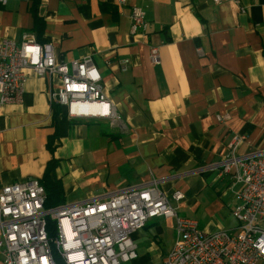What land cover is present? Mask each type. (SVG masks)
<instances>
[{
	"label": "crops",
	"instance_id": "crops-1",
	"mask_svg": "<svg viewBox=\"0 0 264 264\" xmlns=\"http://www.w3.org/2000/svg\"><path fill=\"white\" fill-rule=\"evenodd\" d=\"M134 6L146 13V34H131ZM4 39L52 44L68 62L92 59L117 120L71 118L50 102L57 78L27 71L24 103L1 111L0 189L41 182L56 162L63 206L155 181L201 230H237L241 188H231L219 164L237 136L245 138L240 155L264 152V0H9L0 5ZM175 192L184 200L174 202ZM132 238L138 258L129 264H162L175 221L150 220Z\"/></svg>",
	"mask_w": 264,
	"mask_h": 264
},
{
	"label": "built area",
	"instance_id": "built-area-1",
	"mask_svg": "<svg viewBox=\"0 0 264 264\" xmlns=\"http://www.w3.org/2000/svg\"><path fill=\"white\" fill-rule=\"evenodd\" d=\"M9 0H0L5 6ZM29 1V0H19ZM232 0H213L215 4ZM125 6L127 0H118ZM149 24L143 9H131V34H146ZM200 56L203 51L198 50ZM150 62L160 63L158 47H151ZM129 60L120 63L128 71ZM27 71L40 78H57L50 102L66 108L71 118L117 120L115 106L102 87V75L90 58L59 59L52 44L26 40L0 41V117L6 105L24 103ZM229 115H218L224 123ZM245 138L237 136L219 167L231 188L240 186L232 214L235 232L209 233L196 220L183 218L170 198L153 181L105 200L47 210L41 182L30 179L0 189V261L3 264H129L138 258L132 235L153 219L175 221L176 240L162 264H257L264 262V152L240 155ZM175 192L172 200L183 201ZM56 225L49 236L48 222ZM54 247L56 254L54 252Z\"/></svg>",
	"mask_w": 264,
	"mask_h": 264
},
{
	"label": "trees",
	"instance_id": "trees-1",
	"mask_svg": "<svg viewBox=\"0 0 264 264\" xmlns=\"http://www.w3.org/2000/svg\"><path fill=\"white\" fill-rule=\"evenodd\" d=\"M37 26L40 24V21L38 18H36ZM56 169V162H51L47 168V172L45 174V177L41 181L42 186L45 189L46 195H47V201L45 208L47 210L54 209L60 206H63V197H64V191L61 181H58L55 176L54 172ZM48 232L50 237H54L56 235V225L54 222L50 221L48 222ZM54 252L56 254V250L54 247ZM59 264L60 261L58 260Z\"/></svg>",
	"mask_w": 264,
	"mask_h": 264
}]
</instances>
